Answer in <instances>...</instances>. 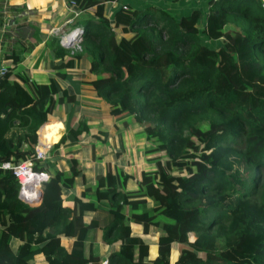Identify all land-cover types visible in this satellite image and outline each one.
Instances as JSON below:
<instances>
[{
    "label": "trees",
    "instance_id": "1",
    "mask_svg": "<svg viewBox=\"0 0 264 264\" xmlns=\"http://www.w3.org/2000/svg\"><path fill=\"white\" fill-rule=\"evenodd\" d=\"M116 1L66 0L79 14L94 9L93 19L73 22L84 30L79 51L54 37L48 46L68 67L88 62L97 96L132 116L153 147L149 153H162L163 164L141 174L136 192L123 191L126 178H97L105 189H96L94 199L108 209L102 226L84 222L94 205L74 199L67 206L61 198L76 170L49 177L34 208L16 198V181L0 171V264H101L93 245L85 247L97 227L104 245L118 246L107 264H264V188L255 186L264 174L262 1L210 0L204 18L198 10L174 19L119 9L110 24L104 4ZM199 36L218 42L217 48L201 44ZM11 73L0 77V162L30 160L40 172L31 158L36 131L54 109L57 92L52 82L38 85L20 74L12 80ZM62 102L58 97L56 104ZM83 128L68 133L76 138ZM249 164L252 175L240 181ZM257 196L260 203L251 200ZM129 220L157 228L154 259L131 234ZM62 236L73 239L69 250L60 246ZM171 244L180 246L173 263ZM37 253L42 263L31 261Z\"/></svg>",
    "mask_w": 264,
    "mask_h": 264
},
{
    "label": "crops",
    "instance_id": "2",
    "mask_svg": "<svg viewBox=\"0 0 264 264\" xmlns=\"http://www.w3.org/2000/svg\"><path fill=\"white\" fill-rule=\"evenodd\" d=\"M146 1L117 0L106 3V17L111 24L112 16L122 6L128 8L127 12L146 9L152 14L161 12L159 6H149ZM190 1L199 3V0ZM208 1L210 0H203L206 5H203L204 12H200L202 18L206 15ZM158 2L160 1L156 5ZM9 8H19L22 12L11 13L7 11ZM71 10L66 0H0V70H12V80H17L16 76L20 74L28 82L38 85L48 82L54 84L57 92L54 96V109L47 115L46 125H41L36 131V144H46L51 149L49 158L45 162H38L43 169L40 172L49 178L57 173L67 174L70 170H76L78 175L73 179L72 186L61 187V198L67 206L74 199L94 205L92 211L86 210L83 214L84 222L102 226L108 220V209L94 199L96 189H102L97 186V178L106 175L114 176L116 181L126 178L123 191L136 192L141 174L155 171L156 164L162 165L163 154L149 153L153 147L143 133H138V126L132 116L120 115L97 96L96 79L88 72L86 60H75L68 67L67 59L52 56L48 46L51 38L58 40L59 34L72 32L76 28L84 34L81 26L73 25L77 19L66 24L71 18ZM93 14L94 9H90L81 12L78 17L93 19ZM16 17L20 19L14 22ZM16 58L20 62L14 64ZM58 97L63 99L60 104H56ZM47 124L56 126L49 131L48 142L41 139V129ZM80 126L84 130L76 138L68 133V130H75ZM146 203L147 209H150L151 203ZM124 213L127 214V209ZM129 222L131 234L146 244L148 259H154L157 228L143 227L131 220ZM101 236V227L89 231L85 247L92 244L93 253L102 259L101 264H107L109 255L117 252L118 246L104 245ZM59 240L62 248L70 249L73 239L62 236ZM179 250L180 246L177 244L170 245L169 263L176 260ZM31 261L42 263L43 258L37 253Z\"/></svg>",
    "mask_w": 264,
    "mask_h": 264
},
{
    "label": "built area",
    "instance_id": "3",
    "mask_svg": "<svg viewBox=\"0 0 264 264\" xmlns=\"http://www.w3.org/2000/svg\"><path fill=\"white\" fill-rule=\"evenodd\" d=\"M262 5L264 7V0ZM71 7V18L66 21V24L72 23L73 19H76L79 12L75 11L73 6ZM121 10L127 11L126 6H122ZM82 33L79 29H73L72 32L61 33L58 37V42L61 46L69 44V48L72 51H79V43ZM6 70H0V77H3ZM50 146L46 144H36L33 150L32 159L37 162H45L50 155ZM0 171L9 172L14 178L17 184L16 198L22 203L26 204L30 208L37 207L41 199L40 186L45 183L48 177L41 173L36 172L32 169V163L30 160H25L18 164H13L11 162H0ZM106 264V262H102Z\"/></svg>",
    "mask_w": 264,
    "mask_h": 264
},
{
    "label": "rangeland",
    "instance_id": "4",
    "mask_svg": "<svg viewBox=\"0 0 264 264\" xmlns=\"http://www.w3.org/2000/svg\"><path fill=\"white\" fill-rule=\"evenodd\" d=\"M160 1L157 3L156 2ZM162 1L164 2V6L161 7ZM147 5L149 6H159L158 8L160 9L161 12H165L167 15L173 17L174 19H178L181 16H186L189 14L193 9L200 11L201 13L203 11V5L204 4L203 0H199V3H192L190 0H176L172 2L171 0H147ZM194 7V8H193ZM160 14V12H157V15ZM199 42L206 47L210 49H216L218 42H213V41H208L204 37L199 36ZM248 167L250 168L248 172L246 171V175H242L243 177L240 179V181L246 180L248 177L252 175V164H249ZM244 171L243 166L240 165L238 167V172L241 174ZM257 179L255 180V186L258 191H260L262 188H264V174L259 173ZM255 203H260V198L253 197L251 199Z\"/></svg>",
    "mask_w": 264,
    "mask_h": 264
},
{
    "label": "bare ground",
    "instance_id": "5",
    "mask_svg": "<svg viewBox=\"0 0 264 264\" xmlns=\"http://www.w3.org/2000/svg\"><path fill=\"white\" fill-rule=\"evenodd\" d=\"M54 127H56L55 125H48V126H45L44 128L42 127V129H41V139L42 140H46L47 142L49 141V136H48V134H49V131L52 129V128H54Z\"/></svg>",
    "mask_w": 264,
    "mask_h": 264
},
{
    "label": "water",
    "instance_id": "6",
    "mask_svg": "<svg viewBox=\"0 0 264 264\" xmlns=\"http://www.w3.org/2000/svg\"><path fill=\"white\" fill-rule=\"evenodd\" d=\"M62 47L65 48V49H68V48H69V44L64 45V46H62Z\"/></svg>",
    "mask_w": 264,
    "mask_h": 264
}]
</instances>
